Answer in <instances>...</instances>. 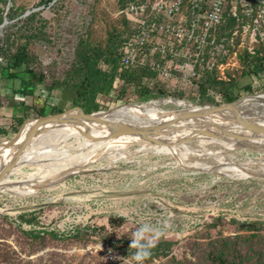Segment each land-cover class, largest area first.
Segmentation results:
<instances>
[{"label": "rangeland", "instance_id": "1", "mask_svg": "<svg viewBox=\"0 0 264 264\" xmlns=\"http://www.w3.org/2000/svg\"><path fill=\"white\" fill-rule=\"evenodd\" d=\"M56 1L58 0L46 7L41 0H16L15 7L18 10L24 9L23 17L40 11L41 17L49 22L47 31L51 43H39L35 51L47 69L60 76L64 65L73 57L79 35L92 23L90 30L94 40L104 41L107 30L115 26L119 18V8L117 0H59L53 6ZM2 8L5 10V17L0 29V44L6 34L5 29L13 23L6 18L8 5ZM245 70L243 68L233 72L234 79L237 80L233 94H239L238 99L244 97L235 104L236 107L247 106L249 104L246 101L254 98L249 97L251 94L245 91V86H251L252 95L260 96L264 93V76L253 72L242 73ZM253 74L259 77L257 81H254ZM17 85L16 82L0 78V95L7 105L3 110V122H10L13 110L16 116H22L26 111L20 105L21 96L12 97V88ZM75 95L76 89L73 87L57 89L53 94L56 99H52L50 103L67 111L71 109ZM159 99L186 101L170 97ZM26 102L32 104L30 98ZM34 102L46 116L50 113L51 107L46 105L49 101L36 98ZM188 102L197 106L209 105L201 101ZM217 102L223 104L222 100ZM141 103L146 102L125 103L116 101L111 95L105 103L107 109L100 111L111 110L109 113H112L126 106L125 104ZM259 124L264 125V122ZM28 127L18 142L24 139ZM239 131L243 137L246 136L245 142L264 147V134L257 135L245 128ZM40 134L32 142L44 139L45 136H39ZM14 135L11 133L0 138V142L7 141ZM159 138L167 142L177 141L175 137ZM62 143L54 145L48 159H31L26 165L17 168L18 173H12L10 178L22 180L37 176L59 159H63L67 149L78 147L76 138ZM194 146L201 155L190 153L184 144L167 147L138 140L124 149L133 152L132 159H122L113 164L109 163V158L100 159L83 168L77 175L31 195H14L0 191V264H136L128 257H123L122 251H114L104 242V236L94 234L92 238H73L77 232L87 233L89 226L97 229L107 227L109 235H113L118 241L131 240L132 233L137 228L146 223L151 224L161 229V239L176 243L172 255L181 257L183 254L189 256L190 251L186 244L193 237H200L205 226L217 218L225 221L237 219L242 222L264 223V178L234 179L226 176L229 172L212 163H203L212 157L243 165L263 163L264 152L242 149L234 143L203 137L196 138ZM209 169L215 172L206 171ZM32 212L38 221L35 229L45 233L44 246L30 243L24 235V232L34 228L26 223L21 224L19 216ZM110 218H124V225L116 230L112 229L108 226ZM230 231L231 228L228 227L225 233ZM154 264L168 263L166 259H160Z\"/></svg>", "mask_w": 264, "mask_h": 264}, {"label": "trees", "instance_id": "2", "mask_svg": "<svg viewBox=\"0 0 264 264\" xmlns=\"http://www.w3.org/2000/svg\"><path fill=\"white\" fill-rule=\"evenodd\" d=\"M15 1L11 0L12 6L6 15V18L13 23L5 29L6 34L0 44V78L18 83L16 88H12V97L21 96V106L25 107L26 111L22 117L14 118L13 125L0 134H16L25 122L46 116L42 109L36 107L34 102L36 98L49 101L46 105L50 106L51 110L47 116L64 112L56 104L50 103L52 99H56L53 94L57 89L75 88L76 95L71 108L78 107L87 114L107 109L105 103L111 95L116 101L125 103L147 102L167 97L184 98L183 94L168 91L160 82L148 87L147 81L155 78L150 71L140 67L125 68L121 65L119 49L132 30V24L123 16L117 19L115 26L107 30V38L104 41L94 40L90 30L92 23H90L85 32L79 35L73 57L66 61L62 74L59 76L56 72L51 73L35 51L39 43H51L47 31L49 22L41 17L40 11L23 17L25 11L18 10ZM53 1L41 0V3L48 7ZM130 1L117 0V8L119 10L124 8ZM8 2V0H0V25L3 24L5 17L2 6H7ZM58 2L59 0L53 6ZM233 23L234 21L230 19L228 25L231 26ZM13 29L14 32H11ZM244 64L246 69L242 72L244 74L264 73V56L252 57ZM236 83V79L228 84L217 83L208 76L207 80L199 85V91L213 89L223 93V103H232L240 97L239 94H233ZM244 89L247 93L253 94L250 85L245 86ZM263 95L264 93L247 100L246 103L251 104ZM29 98L32 104L26 102ZM243 99L244 97L237 103ZM201 102L209 105L220 104L210 98H204ZM19 220L21 224L26 223L34 228L24 232L26 239L30 243L35 242L44 246L45 233L35 229L38 224L35 213L22 214ZM124 222V218H110L108 226L116 230L122 227ZM228 227L231 231L225 233ZM89 228L90 233L88 230L84 234L77 232L73 238L80 240L83 236L92 238L94 234H98L104 236V242L114 251H122L123 257H129L135 251L130 249V239L116 241L113 235H109L107 227L97 229L89 226ZM53 236L57 238L56 234ZM175 245L173 241L159 238L152 249L151 257L143 263L154 264L156 260L166 259L168 264H264V223L242 222L237 219L225 221L217 218L205 226L200 237H193L186 244L190 251L189 256L172 255Z\"/></svg>", "mask_w": 264, "mask_h": 264}, {"label": "built area", "instance_id": "3", "mask_svg": "<svg viewBox=\"0 0 264 264\" xmlns=\"http://www.w3.org/2000/svg\"><path fill=\"white\" fill-rule=\"evenodd\" d=\"M117 16L132 24L119 49L121 65L153 73L148 87L160 82L184 95L172 99L222 100L223 93L199 85L208 76L231 83L247 59L264 56V0H131Z\"/></svg>", "mask_w": 264, "mask_h": 264}, {"label": "bare ground", "instance_id": "4", "mask_svg": "<svg viewBox=\"0 0 264 264\" xmlns=\"http://www.w3.org/2000/svg\"><path fill=\"white\" fill-rule=\"evenodd\" d=\"M197 108L200 107L188 101L153 100L138 105H126L112 113H100L97 116H105L106 118L104 119L110 122L134 126H154L164 123H171L166 129L160 132L161 134H159V136L165 139H169V137H175L177 140L185 139L188 136L194 134L195 131L199 129H208L218 134L233 133L243 137L239 130L243 129L244 127H242L235 120L236 114L232 111L212 114L206 117L204 120H200V122L196 120H189L173 123L174 118L177 116V111ZM236 109L245 118L255 121L258 124L263 123L264 95L251 104L243 107H236ZM118 111L120 112L114 115ZM72 125L73 126H55L46 133L40 134L39 136H45L44 139L40 140L39 142L30 143L28 148L22 154L20 162L16 165L12 173L17 174L18 172L16 169L29 163L31 159H48L50 157V152L54 150V145L62 143L65 140L76 138L78 147H70L67 149L68 152L63 159H59V161L55 162L54 165L49 166L37 176H29L28 178L22 180L11 178L5 180L3 187H0V191L14 195H31L36 193L35 187L39 183L57 180L66 174H78L83 170V168L96 163L100 159L109 158L110 164L122 159H132L133 152L130 153L128 150L124 149L132 145L134 142L140 140L136 137H121L108 140L107 137L109 135V130L104 124L88 123L81 128L78 127L82 125ZM88 134H91V137H88ZM18 143L19 142H17L16 145ZM183 144L188 148L187 150H189L190 153H197L195 150L196 147L194 146V141ZM16 145L8 147L0 145V171H2L5 165L16 154ZM195 155L201 154L197 153ZM192 158L194 159V157ZM204 161L205 162H202H210L213 165L221 168L223 171L229 172L226 173V176L234 179L251 178V175L254 173H260L264 175V162L257 164L248 163L247 165H243V163H234L233 161L217 159L213 157L210 160L207 159ZM206 171L213 173L215 172L212 169ZM239 174L246 175L248 177H244Z\"/></svg>", "mask_w": 264, "mask_h": 264}, {"label": "water", "instance_id": "5", "mask_svg": "<svg viewBox=\"0 0 264 264\" xmlns=\"http://www.w3.org/2000/svg\"><path fill=\"white\" fill-rule=\"evenodd\" d=\"M8 9H10L12 3L11 0H8ZM259 94L251 95V97H258ZM160 100V99H159ZM240 99L232 102V103H223L216 106H199L197 109H188L177 111V116L174 118L173 123L184 122L189 120H204L206 117L215 114L222 113L225 111H232L236 114L235 120L246 130L253 131L257 135L264 134V125L257 124L255 121L249 120L242 116L236 109L235 104ZM150 102V101H149ZM147 103V102H146ZM125 105H134V104H125ZM138 105V104H136ZM108 111H97L90 114L85 113L78 107H73L67 111L62 113H57L54 115H48L39 117L30 121L25 122L18 132L9 140L0 142L5 147L15 146L18 140L20 139L24 130L28 127L25 137L22 141H20L16 146V154L14 157L5 165V167L0 171V187H3L4 181L9 179L12 176V172L15 169L16 165L20 162L21 156L24 151L28 148L30 143L36 138V136L46 130H50L55 126L60 127L66 124H74V125H86L88 123H99L104 124L108 130L109 135L107 137L108 140L117 139L121 137H136L142 140L144 143L156 145V146H167V147H175L181 145L183 143H188L196 140L198 137H203L205 139H216L223 142L234 143L238 148L242 149H250L258 152H264V147L256 144H251L244 141V138L241 135L233 134V133H214L208 129H199L195 131V133L191 136H188L185 139H178L175 142H167L160 139L159 134L164 129H166L171 123H164L154 126H134L129 124L122 123H114L107 121L105 119L99 118L97 115L100 113L110 112ZM88 137H91V134H88ZM186 169L196 170L194 168L185 167ZM200 170V169H199ZM205 171V170H203ZM77 174H66L60 179L54 181H47L39 183L35 187V191H42L49 187L56 185L62 180L67 179L68 177L74 176ZM251 177L264 178V175L260 173H254Z\"/></svg>", "mask_w": 264, "mask_h": 264}, {"label": "clouds", "instance_id": "6", "mask_svg": "<svg viewBox=\"0 0 264 264\" xmlns=\"http://www.w3.org/2000/svg\"><path fill=\"white\" fill-rule=\"evenodd\" d=\"M163 235L160 228L151 224H143L132 233L130 249H134L128 259L143 264L145 260L151 257L152 249L156 242Z\"/></svg>", "mask_w": 264, "mask_h": 264}, {"label": "crops", "instance_id": "7", "mask_svg": "<svg viewBox=\"0 0 264 264\" xmlns=\"http://www.w3.org/2000/svg\"><path fill=\"white\" fill-rule=\"evenodd\" d=\"M3 97L0 95V133H2L3 131H5V130H7L8 128H10L13 124V119L14 118H19V117H22L23 116V114H22V116H16V114L14 113V110L12 111V115H11V120H10V122L9 123H6V122H3L2 121V118H3V115H4V112H3V110L4 109H6L7 107V105L4 103V101H3V99H2ZM20 105H21V102H20ZM11 133H8V134H0V138H3V137H6V136H8V135H10Z\"/></svg>", "mask_w": 264, "mask_h": 264}]
</instances>
